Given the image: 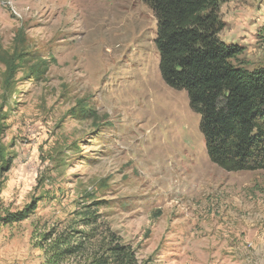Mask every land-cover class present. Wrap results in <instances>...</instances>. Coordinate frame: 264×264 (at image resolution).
<instances>
[{
	"label": "rangeland",
	"instance_id": "rangeland-1",
	"mask_svg": "<svg viewBox=\"0 0 264 264\" xmlns=\"http://www.w3.org/2000/svg\"><path fill=\"white\" fill-rule=\"evenodd\" d=\"M219 17L264 66V0H220ZM155 29L141 0H0V264H46L64 234L82 249L58 264H121L115 246L131 264H264V171L208 160Z\"/></svg>",
	"mask_w": 264,
	"mask_h": 264
},
{
	"label": "trees",
	"instance_id": "trees-1",
	"mask_svg": "<svg viewBox=\"0 0 264 264\" xmlns=\"http://www.w3.org/2000/svg\"><path fill=\"white\" fill-rule=\"evenodd\" d=\"M141 1L155 18L160 77L167 87L184 91L189 109L199 115L208 160L229 173L264 171V66L248 70L239 59L243 50L220 39V0ZM33 209L29 205L2 221H23ZM76 238L55 237L46 264L78 253L82 242ZM49 239L44 235L40 248ZM109 251L116 262L131 264L121 247ZM106 258L94 264H110Z\"/></svg>",
	"mask_w": 264,
	"mask_h": 264
}]
</instances>
